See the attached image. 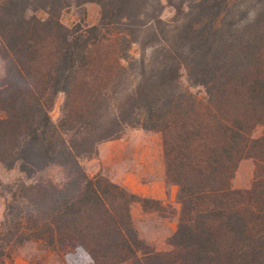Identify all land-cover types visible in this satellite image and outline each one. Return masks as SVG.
Here are the masks:
<instances>
[{"label":"trees","instance_id":"obj_1","mask_svg":"<svg viewBox=\"0 0 264 264\" xmlns=\"http://www.w3.org/2000/svg\"><path fill=\"white\" fill-rule=\"evenodd\" d=\"M247 1L76 0L98 4L100 20L68 27L70 0H0V164L27 179L0 182V259L32 241L92 264H264V0L254 12ZM183 70L204 97L181 86ZM128 128L162 134L181 205L169 251L133 222L131 206L153 200L80 163ZM245 159L255 178L235 189ZM52 167L64 182L45 177Z\"/></svg>","mask_w":264,"mask_h":264},{"label":"rangeland","instance_id":"obj_2","mask_svg":"<svg viewBox=\"0 0 264 264\" xmlns=\"http://www.w3.org/2000/svg\"><path fill=\"white\" fill-rule=\"evenodd\" d=\"M70 3L71 6L64 10L61 16L64 25L72 27L77 23H84L93 26L99 23L101 9L98 4L89 3L79 7L76 0H70ZM259 3V0H248L246 5L254 12L258 9ZM163 4L162 19L167 22L174 20L176 17L174 7L167 1ZM132 53L140 57V48L134 46ZM4 72V63L0 58V77L4 75ZM180 84L199 97L205 96L203 87H192L189 84L184 70ZM64 101L65 94L60 93L51 111L54 123H58L61 118ZM262 134L263 128L257 127L253 136L257 138ZM80 163L89 176L102 175L142 198L153 200L147 209H144L141 203H134L131 206L134 225L140 237L158 251L171 250L169 239L177 229L181 205L177 197L178 187L168 182L166 177L163 137L160 132L128 128L120 138L99 143L96 153L81 157ZM44 175L55 183H62L65 181L66 173L61 167H52ZM254 178L255 161L245 159L239 164L233 187L249 189ZM19 180L27 182L25 175L19 171L18 167L8 170L0 164L2 184H13ZM1 191H3L2 188H0ZM5 197L10 199L9 194ZM4 207L5 200L0 197V223ZM24 261L27 264H92L80 251L70 248L57 252L45 251L32 241L13 249L11 257L0 259V264H16V262Z\"/></svg>","mask_w":264,"mask_h":264},{"label":"crops","instance_id":"obj_3","mask_svg":"<svg viewBox=\"0 0 264 264\" xmlns=\"http://www.w3.org/2000/svg\"><path fill=\"white\" fill-rule=\"evenodd\" d=\"M16 264H27V262H25V261L24 262H18V263L16 262Z\"/></svg>","mask_w":264,"mask_h":264}]
</instances>
